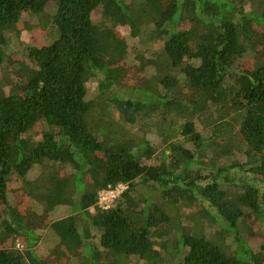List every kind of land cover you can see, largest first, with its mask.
Wrapping results in <instances>:
<instances>
[{"label": "trees", "instance_id": "1", "mask_svg": "<svg viewBox=\"0 0 264 264\" xmlns=\"http://www.w3.org/2000/svg\"><path fill=\"white\" fill-rule=\"evenodd\" d=\"M140 261L264 264V0H0V264Z\"/></svg>", "mask_w": 264, "mask_h": 264}, {"label": "rangeland", "instance_id": "2", "mask_svg": "<svg viewBox=\"0 0 264 264\" xmlns=\"http://www.w3.org/2000/svg\"><path fill=\"white\" fill-rule=\"evenodd\" d=\"M49 6H52V4H50ZM23 21L19 27V30L17 32V34L15 36L12 37L11 40V45H13L14 49H17L19 51V49L25 45H31V44H39V45H43L45 43V41L47 40V33L50 29V26L48 27L49 22L47 20H43L41 21L40 19H38L37 15L33 14V13H25L23 15ZM119 30H121L122 34L124 35V37L128 40V44H129V48H130V57H128L129 62L132 63H136V61L138 60L137 58L141 55L140 52L142 50H145L146 46L144 44L141 43V41L139 42V38H133L130 34V30L128 27H119ZM151 49L152 50H157L159 47H161V44L157 43V44H152L151 45ZM147 55L144 56H150L149 52L146 51ZM136 78H138L137 76H135ZM139 79V78H138ZM136 79H132V80H125L124 83L125 85L128 87L130 85H135ZM92 83H96V79L92 80ZM90 83V94L94 95L97 90L94 87V85ZM4 87V86H3ZM6 89V87H5ZM135 135L139 134L138 133V127L137 126H131L130 128ZM148 138L152 141V142H159L160 138L153 132H150L148 134ZM40 168L38 165H36L31 172L29 173V177L33 178L35 177L38 172H39ZM241 175V174H238ZM21 206V204H20ZM39 212L42 210L41 207H35ZM69 214V210L65 207H56L54 209V211L51 213V219L49 221V224H51L54 220L59 219L63 216H66ZM40 233V240L38 243V247H37V251L41 254H48L51 250H53V248L57 245L58 240L57 237L50 231V229L48 227L40 229L39 231ZM261 238L256 239V240H252L250 241V244L253 246V248L255 250H259L261 243H262ZM19 243L21 244V242L19 241ZM19 247H22V245H18ZM136 261V260H135ZM140 264H143V261H140Z\"/></svg>", "mask_w": 264, "mask_h": 264}, {"label": "built area", "instance_id": "3", "mask_svg": "<svg viewBox=\"0 0 264 264\" xmlns=\"http://www.w3.org/2000/svg\"><path fill=\"white\" fill-rule=\"evenodd\" d=\"M127 189V185L119 184L115 188L104 189L99 193V205L103 209L111 208Z\"/></svg>", "mask_w": 264, "mask_h": 264}]
</instances>
